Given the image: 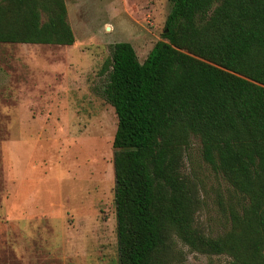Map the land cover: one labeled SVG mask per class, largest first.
<instances>
[{
    "label": "trees",
    "instance_id": "obj_1",
    "mask_svg": "<svg viewBox=\"0 0 264 264\" xmlns=\"http://www.w3.org/2000/svg\"><path fill=\"white\" fill-rule=\"evenodd\" d=\"M157 40L139 63L110 48L101 90L112 136L117 264H170L174 240L226 264H264V0H168ZM63 0H0V43L70 45ZM238 194L229 226L194 223L195 191L181 173L189 136Z\"/></svg>",
    "mask_w": 264,
    "mask_h": 264
},
{
    "label": "rangeland",
    "instance_id": "obj_2",
    "mask_svg": "<svg viewBox=\"0 0 264 264\" xmlns=\"http://www.w3.org/2000/svg\"><path fill=\"white\" fill-rule=\"evenodd\" d=\"M70 45L0 43V264H117L112 136L103 99L110 48L141 63L161 39L168 0H63ZM181 173L195 191V225L223 234L238 194L190 135ZM178 262L226 264L178 240Z\"/></svg>",
    "mask_w": 264,
    "mask_h": 264
}]
</instances>
